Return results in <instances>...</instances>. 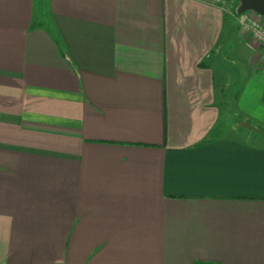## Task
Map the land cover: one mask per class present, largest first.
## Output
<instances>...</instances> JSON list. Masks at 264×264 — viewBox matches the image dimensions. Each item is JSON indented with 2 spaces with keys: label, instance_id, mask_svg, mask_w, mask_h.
Returning a JSON list of instances; mask_svg holds the SVG:
<instances>
[{
  "label": "crops",
  "instance_id": "crops-1",
  "mask_svg": "<svg viewBox=\"0 0 264 264\" xmlns=\"http://www.w3.org/2000/svg\"><path fill=\"white\" fill-rule=\"evenodd\" d=\"M238 6L0 0V264H264Z\"/></svg>",
  "mask_w": 264,
  "mask_h": 264
},
{
  "label": "built area",
  "instance_id": "built-area-1",
  "mask_svg": "<svg viewBox=\"0 0 264 264\" xmlns=\"http://www.w3.org/2000/svg\"><path fill=\"white\" fill-rule=\"evenodd\" d=\"M222 3L223 0H207ZM239 31L253 44L262 50L261 65L264 67V19L254 12L242 13L239 22Z\"/></svg>",
  "mask_w": 264,
  "mask_h": 264
},
{
  "label": "water",
  "instance_id": "water-1",
  "mask_svg": "<svg viewBox=\"0 0 264 264\" xmlns=\"http://www.w3.org/2000/svg\"><path fill=\"white\" fill-rule=\"evenodd\" d=\"M238 2H239V6L237 8L238 14L251 11L264 18V0H238ZM239 126L257 131L254 127H252L248 123H241L239 124Z\"/></svg>",
  "mask_w": 264,
  "mask_h": 264
},
{
  "label": "rangeland",
  "instance_id": "rangeland-1",
  "mask_svg": "<svg viewBox=\"0 0 264 264\" xmlns=\"http://www.w3.org/2000/svg\"><path fill=\"white\" fill-rule=\"evenodd\" d=\"M245 13V12H244ZM240 15H242V14H240ZM238 126H239V124H238Z\"/></svg>",
  "mask_w": 264,
  "mask_h": 264
}]
</instances>
